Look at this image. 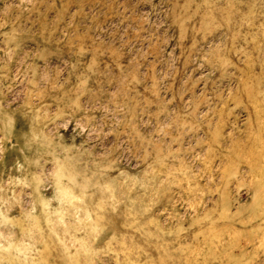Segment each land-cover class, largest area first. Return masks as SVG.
<instances>
[{
  "label": "rangeland",
  "instance_id": "rangeland-1",
  "mask_svg": "<svg viewBox=\"0 0 264 264\" xmlns=\"http://www.w3.org/2000/svg\"><path fill=\"white\" fill-rule=\"evenodd\" d=\"M0 264H264V0H0Z\"/></svg>",
  "mask_w": 264,
  "mask_h": 264
}]
</instances>
